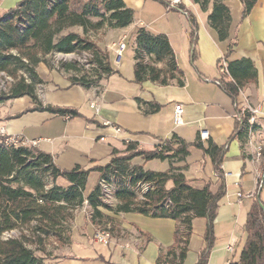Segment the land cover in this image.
<instances>
[{
	"label": "crops",
	"instance_id": "1",
	"mask_svg": "<svg viewBox=\"0 0 264 264\" xmlns=\"http://www.w3.org/2000/svg\"><path fill=\"white\" fill-rule=\"evenodd\" d=\"M21 1L0 0V14ZM122 1L133 12L132 23L125 29L107 31L104 40L97 44L108 53L112 70L109 76L89 88H82L71 86L68 81L71 74L58 72L55 67L48 69L39 64L35 69L42 81L36 90L42 105L73 109L80 117L68 119L46 112H26L33 105L24 97L0 105V127L9 136L36 142L34 148L51 156L60 170L104 166L113 150L122 151L123 144L129 142L150 151L161 141L175 136L188 144L199 141L203 148L209 141L223 147L220 178L216 177L209 157L195 148L189 149L182 173L194 189H202L209 183L210 191L215 193L223 184L224 196L217 204L212 222L213 245L206 264H236L245 242L247 213L253 202L264 207L261 193H255V179L261 167L254 161L253 152L257 142H264V120L258 119L246 136L237 138L233 118L243 106L259 107L264 112V0H257L244 17L239 0L224 2L230 13L229 38L235 41L226 59L228 42L218 41L207 23L210 6L203 12L192 0H180L177 5L196 21L192 47L188 17L172 8L175 0ZM138 28L167 38L183 74L182 87L135 83L133 48ZM121 40L125 48L116 56L110 46ZM241 59L252 62L256 83L248 84L233 103L219 86L218 65L226 66ZM156 67L163 68V65ZM155 106H158L156 111ZM175 106H180L182 111L179 125L173 121ZM137 166L144 171L168 170L167 162L140 161ZM89 180L96 185L98 174L88 176L87 190ZM55 184L67 187L62 179H57ZM166 187L171 188V184ZM88 194L89 191L85 192L84 197ZM238 194L242 197L238 198ZM113 202L112 207L116 205L114 199ZM87 211L82 206L74 212L70 245L46 264H155L160 249L165 250L173 243L175 223L171 220L110 214L118 222L120 232L111 236L107 246L96 244L92 241L94 228L85 214ZM207 224L206 219L192 221L188 251L182 264H197L205 247Z\"/></svg>",
	"mask_w": 264,
	"mask_h": 264
},
{
	"label": "trees",
	"instance_id": "2",
	"mask_svg": "<svg viewBox=\"0 0 264 264\" xmlns=\"http://www.w3.org/2000/svg\"><path fill=\"white\" fill-rule=\"evenodd\" d=\"M160 2L159 0H155ZM227 0H192L203 12L210 6L207 23L218 41L228 42L224 59L235 47L229 38L230 13ZM243 6L242 17L254 7L257 0H239ZM190 25V43L193 47L196 21L187 15ZM133 21V12L122 0H23L0 14V76L11 79L6 91L0 92V103L19 98L30 99L33 107L26 112H46L59 117H80L73 109L42 105L36 96L42 81L35 69L39 64L52 67L46 58L55 55H90V69L85 72L76 62H58V72L71 74V86L89 88L112 73L108 53L87 38L89 33L102 29L121 30ZM80 28L81 34L72 32ZM134 81L159 86H183V74L178 69L168 40L163 35L153 36L143 28L135 31L133 48ZM193 60V55L191 57ZM163 68H157V65ZM256 83V70L248 59L226 63L219 86L235 103L238 94L248 85ZM158 110V106L154 107ZM252 129V127H251ZM250 130L243 123H235L234 135L246 136ZM123 151L113 150L104 166L89 168L75 166L60 170L51 156L34 147L5 145L0 139V264H43L48 258L46 241L52 240L54 250L68 247L74 212L86 205L93 226L107 224L119 214H137L151 219H167L175 223L173 243L160 249L155 264H182L188 251L194 219H206L205 247L197 264H206L213 245L212 222L219 200L224 196L221 183L215 193L210 184L202 189L192 188L183 175L189 149L200 150L208 156L216 177L222 176L223 147L212 142L203 148L199 141L188 144L175 136L161 141L152 150L138 148L136 143H124ZM140 159L167 162L166 172L144 171L141 166H131ZM93 164V163H92ZM175 164H181L176 167ZM98 174V182L84 197L88 176ZM57 179L67 187L55 184ZM110 189L114 207L104 203L99 181ZM170 183L171 188L166 185ZM142 185L148 188L143 189ZM16 232L17 237H6ZM245 242L236 264H264V211L257 202L251 205L244 224ZM41 254L42 257L37 256ZM58 258V256H55Z\"/></svg>",
	"mask_w": 264,
	"mask_h": 264
},
{
	"label": "built area",
	"instance_id": "3",
	"mask_svg": "<svg viewBox=\"0 0 264 264\" xmlns=\"http://www.w3.org/2000/svg\"><path fill=\"white\" fill-rule=\"evenodd\" d=\"M180 0H175L172 4V8H175L179 13H181L184 16H187V13L184 12L182 9L178 8L177 5L179 4ZM125 48L124 41L121 40L117 44H112L110 46V49L113 50L116 56H120V53ZM61 57H66V55H60ZM90 59V55L85 54L84 55V63L82 62V66L84 67H90L88 61ZM84 64V65H83ZM218 70L220 73H223L225 70L224 63H220L218 65ZM90 108H93V105H90ZM181 107L175 106L174 108V115H173V121L176 125L181 124ZM235 122L240 125V121H243L244 118H246V121H248V125L251 127L254 126L255 122H257L258 119L264 120V112L260 110L259 107H249V106H243L238 108L236 113L233 116ZM203 137L204 134H201ZM0 139H3V142H8L9 145H12L15 148V141H23L24 144H29V147H35L36 142L27 141L19 136H9L6 134V131L3 127H0ZM261 146V141L257 142L254 145V161L256 162V152H258L259 147ZM100 187L102 189V193L104 197H106V189L108 186L105 185V183L100 180L99 181ZM144 188H148L147 185H142ZM255 193H264V168H260L255 179ZM238 198H241L242 195L238 194ZM251 197V195L249 196ZM86 207V205H84ZM88 215L90 216V211L88 210ZM92 241L96 244H101L103 246H107L110 242V234L108 231H102V232H95L92 235Z\"/></svg>",
	"mask_w": 264,
	"mask_h": 264
},
{
	"label": "rangeland",
	"instance_id": "4",
	"mask_svg": "<svg viewBox=\"0 0 264 264\" xmlns=\"http://www.w3.org/2000/svg\"><path fill=\"white\" fill-rule=\"evenodd\" d=\"M179 8V7H178ZM181 9V8H180ZM72 32L78 33L79 35L81 34V29L80 28H72L71 29ZM109 31L106 29H102L98 32L95 33H89L87 38L91 41H93L96 45L98 44V42L104 40L105 37V33ZM47 63L51 66V67H56L58 62H76L79 64L80 68H82L85 72H88L90 67H84L82 66V62L84 61V55L83 56H78V55H68L66 57H61L60 55H55V56H50L46 58ZM84 63V62H83ZM84 65V64H83ZM11 83V79L7 78L5 76H0V92H5L6 89L8 88V85ZM2 103H0L1 105ZM2 106V105H1ZM0 106V107H1ZM124 150V149H123ZM122 150V151H123ZM140 159H135L131 162V166H135L137 165L138 162H140ZM176 167H180L181 164H175ZM92 180H89L88 186L89 189L87 190V188L85 189L84 193L89 191V193L92 191V189L94 188V186L91 184ZM144 189V187H143ZM260 201L263 203L264 205V193H261L260 196ZM104 203L112 206L114 204L113 202V198L110 197V189L107 187L106 189V197H104ZM106 213H108L109 215H107ZM87 218L89 219V215H88V211L87 213H85ZM103 214L108 216V217H112V215H110L109 212L103 211ZM113 218V217H112ZM93 226V225H92ZM94 231L95 232H102V231H108L110 234V238L111 236H115V233H119L120 229H119V224L118 222L113 218L112 222H109L107 224H102L99 226H93ZM17 233H11L10 235H6V237H17ZM56 248L54 242L52 240H47L46 241V252L49 253L48 258H44L43 264H46L47 261L51 260L52 258H54L55 256H59L61 254L60 250H54ZM104 249V248H101ZM37 256L42 257L41 254H37Z\"/></svg>",
	"mask_w": 264,
	"mask_h": 264
},
{
	"label": "bare ground",
	"instance_id": "5",
	"mask_svg": "<svg viewBox=\"0 0 264 264\" xmlns=\"http://www.w3.org/2000/svg\"><path fill=\"white\" fill-rule=\"evenodd\" d=\"M246 122L248 124V121H246ZM242 123H243V121H240V124H242ZM249 127H250V125H249ZM6 144L9 145L8 142H5V145ZM18 145L26 147V145H28V144H24V142H22V141H15V146H18ZM256 161L260 164L261 168H264V142L263 141L261 142V146L259 147L258 152H256Z\"/></svg>",
	"mask_w": 264,
	"mask_h": 264
},
{
	"label": "water",
	"instance_id": "6",
	"mask_svg": "<svg viewBox=\"0 0 264 264\" xmlns=\"http://www.w3.org/2000/svg\"><path fill=\"white\" fill-rule=\"evenodd\" d=\"M259 206H260V208L264 211V207H263L261 204H259Z\"/></svg>",
	"mask_w": 264,
	"mask_h": 264
}]
</instances>
